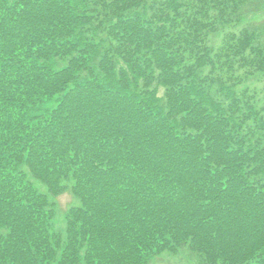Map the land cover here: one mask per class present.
<instances>
[{
	"label": "trees",
	"instance_id": "trees-1",
	"mask_svg": "<svg viewBox=\"0 0 264 264\" xmlns=\"http://www.w3.org/2000/svg\"><path fill=\"white\" fill-rule=\"evenodd\" d=\"M262 7L0 0V264H264Z\"/></svg>",
	"mask_w": 264,
	"mask_h": 264
},
{
	"label": "rangeland",
	"instance_id": "rangeland-1",
	"mask_svg": "<svg viewBox=\"0 0 264 264\" xmlns=\"http://www.w3.org/2000/svg\"><path fill=\"white\" fill-rule=\"evenodd\" d=\"M264 1V0H262ZM264 17V8L262 7L259 13H253V15H249L246 17L244 23L260 21ZM243 23V24H244ZM243 24L238 26L240 29ZM215 45H218L221 40V35L212 38ZM261 81L257 78V81L253 82V85L257 89H261L264 84V78ZM31 181L32 185L36 188V190L41 194H47V188L40 181L33 179L31 176L28 178ZM50 198V197H49ZM50 201L54 203V211L55 218L52 222V229L57 233L65 235V216L68 210L71 207H76L79 205V202L72 196L70 190L68 189L61 196L57 198H50ZM196 258L193 257L192 254L187 250H178L176 253L165 252L159 256H156L149 264H196Z\"/></svg>",
	"mask_w": 264,
	"mask_h": 264
}]
</instances>
